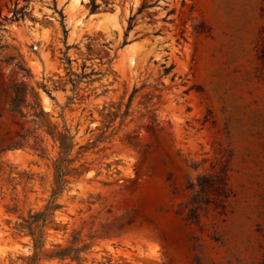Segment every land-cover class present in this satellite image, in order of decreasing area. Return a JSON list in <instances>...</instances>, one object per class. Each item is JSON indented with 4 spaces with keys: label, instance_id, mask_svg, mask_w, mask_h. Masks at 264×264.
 Masks as SVG:
<instances>
[{
    "label": "rangeland",
    "instance_id": "374dc122",
    "mask_svg": "<svg viewBox=\"0 0 264 264\" xmlns=\"http://www.w3.org/2000/svg\"><path fill=\"white\" fill-rule=\"evenodd\" d=\"M263 6L0 0V264L50 200L45 249L80 238L81 264H264ZM55 130L87 169L52 198Z\"/></svg>",
    "mask_w": 264,
    "mask_h": 264
},
{
    "label": "trees",
    "instance_id": "16d2710c",
    "mask_svg": "<svg viewBox=\"0 0 264 264\" xmlns=\"http://www.w3.org/2000/svg\"><path fill=\"white\" fill-rule=\"evenodd\" d=\"M94 6H97L95 2ZM142 9L143 7H140L139 12H141ZM94 11L95 10H93V12ZM135 17L136 15H132L130 17V21L132 22ZM131 28L132 24L129 26V29ZM258 41L264 42V26L259 34ZM150 86V84H144L143 87H135L134 93H132L130 97V103H128L126 110L121 114L110 110L106 121L111 123L113 119L119 115L124 119L130 113V105L135 93ZM15 94L16 99L19 97V92L15 90ZM13 110L18 111V108L13 106ZM49 133L53 137L54 141L59 144V155L54 162L55 179L52 198H55L69 182L68 176L73 174H82L87 169V166L85 164H81L79 167L70 166L74 161V159L70 157V154L76 143L74 141V136L70 135L68 130L67 132L55 130ZM80 148H86V145H81ZM57 207L58 204H56L54 200H50L43 209L36 212H30L27 216H23L21 218L22 221L17 224V228L20 231H26L33 239L34 252L30 256L26 257V264H43L44 259L54 258H71L72 260L78 261L79 264L83 262L84 258L81 256V253L83 250L88 248L89 244L84 243L82 246H78V244L83 241L80 238H74L68 246L56 244L55 248L51 250L45 249V229H47L49 224L52 222L51 217Z\"/></svg>",
    "mask_w": 264,
    "mask_h": 264
},
{
    "label": "bare ground",
    "instance_id": "6f19581e",
    "mask_svg": "<svg viewBox=\"0 0 264 264\" xmlns=\"http://www.w3.org/2000/svg\"><path fill=\"white\" fill-rule=\"evenodd\" d=\"M77 2L79 1V0H76Z\"/></svg>",
    "mask_w": 264,
    "mask_h": 264
}]
</instances>
